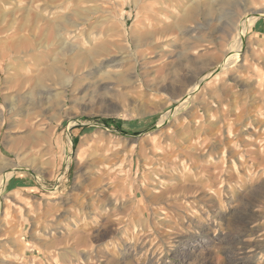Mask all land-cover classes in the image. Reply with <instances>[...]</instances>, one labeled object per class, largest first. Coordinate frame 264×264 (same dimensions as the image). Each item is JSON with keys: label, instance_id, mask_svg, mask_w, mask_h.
<instances>
[{"label": "rangeland", "instance_id": "rangeland-1", "mask_svg": "<svg viewBox=\"0 0 264 264\" xmlns=\"http://www.w3.org/2000/svg\"><path fill=\"white\" fill-rule=\"evenodd\" d=\"M0 264H264V0H0Z\"/></svg>", "mask_w": 264, "mask_h": 264}, {"label": "built area", "instance_id": "built-area-1", "mask_svg": "<svg viewBox=\"0 0 264 264\" xmlns=\"http://www.w3.org/2000/svg\"><path fill=\"white\" fill-rule=\"evenodd\" d=\"M69 161H70V158H67V168H68V166H69ZM67 168H65V171H67L68 169ZM64 174L63 175H59L58 177H57V179H56V181L53 183V184H51V186H50V189H45V187L44 186H40L44 191H46V192H50V193H57L58 192V190L64 185L63 183L65 182V180H64Z\"/></svg>", "mask_w": 264, "mask_h": 264}, {"label": "bare ground", "instance_id": "bare-ground-1", "mask_svg": "<svg viewBox=\"0 0 264 264\" xmlns=\"http://www.w3.org/2000/svg\"><path fill=\"white\" fill-rule=\"evenodd\" d=\"M255 15L257 14V13H254ZM190 16H187V17H185V19H183L182 21H188L190 18H189ZM255 19H257L255 16L254 17H250L245 23H251V22H253ZM242 20H245V18H243ZM241 20V21H242ZM241 21H239V23H241ZM244 25H246V24H244ZM101 50V49H100ZM106 51V50H105ZM102 52H103V50H102ZM101 52V53H102ZM103 54V53H102ZM101 55V54H100ZM78 59H80V58H78ZM84 61V60H83ZM97 70V69H96ZM121 76V75H120ZM126 77V76H125ZM188 97V96H187ZM56 98V97H55ZM246 224V223H245ZM248 224V223H247ZM244 230V229H243ZM262 245V244H261Z\"/></svg>", "mask_w": 264, "mask_h": 264}, {"label": "crops", "instance_id": "crops-1", "mask_svg": "<svg viewBox=\"0 0 264 264\" xmlns=\"http://www.w3.org/2000/svg\"><path fill=\"white\" fill-rule=\"evenodd\" d=\"M187 10H190V11H198V10H203V8L200 7V6L198 7L197 5H190V7H188ZM1 171L3 172V170H1ZM54 174H55V169H54ZM53 178H54V176H53ZM63 188L61 189V191L63 190Z\"/></svg>", "mask_w": 264, "mask_h": 264}]
</instances>
